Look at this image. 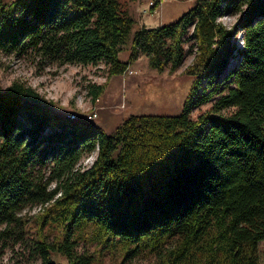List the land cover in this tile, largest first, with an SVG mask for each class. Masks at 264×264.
<instances>
[{
	"label": "trees",
	"instance_id": "16d2710c",
	"mask_svg": "<svg viewBox=\"0 0 264 264\" xmlns=\"http://www.w3.org/2000/svg\"><path fill=\"white\" fill-rule=\"evenodd\" d=\"M128 2L0 0L4 53L31 52L57 66L102 63L110 76L140 55L157 71H174L187 41L193 50L180 111L131 113L111 132L56 114L18 79L0 89V237L19 236L21 210L40 204L48 205L42 225L58 231L35 238L40 264H92L93 254L76 248L81 238L124 257L153 252L152 264H260L264 0H196L172 22L136 29ZM229 13L238 14L231 27L219 20ZM87 85L98 98L102 84Z\"/></svg>",
	"mask_w": 264,
	"mask_h": 264
},
{
	"label": "rangeland",
	"instance_id": "374dc122",
	"mask_svg": "<svg viewBox=\"0 0 264 264\" xmlns=\"http://www.w3.org/2000/svg\"><path fill=\"white\" fill-rule=\"evenodd\" d=\"M4 1L9 3L11 0ZM195 1L169 0L167 8L159 10L163 14L164 23L174 21ZM237 18V13H229L221 15L219 20L231 27ZM190 43L191 40L187 41L186 56L174 71H157L148 65L145 55H140L130 62L124 72L110 76L106 74L102 63H66L57 66L56 63L40 62L31 52L18 55L0 51V89L3 90L12 80L18 79L52 101L51 108L56 114L69 116L73 113L76 114L75 121L100 126L111 132L131 113L173 114L180 111L192 79L191 74L186 71V67L193 62ZM129 54L130 40L124 44L118 55L121 60H128ZM90 83L103 86L95 100H92L88 92L87 84ZM210 106L211 101L204 102L194 107L190 116L194 118ZM90 111H96L97 115L86 118L85 115ZM227 111V108L220 109L222 113ZM95 155V150L86 153L81 158L80 165H89ZM47 206L30 204L21 210L22 217L26 219L24 231L19 236L0 237V264H40V257L32 247L35 238L42 233L44 237L52 240L58 232L51 224L42 225V215ZM76 248L92 253V264H152L155 259L153 252H140L136 256L124 257L117 247L95 244L82 238ZM51 256L66 263L65 256L58 252H53ZM259 259L260 264H264V241L259 242Z\"/></svg>",
	"mask_w": 264,
	"mask_h": 264
},
{
	"label": "crops",
	"instance_id": "0c3cea01",
	"mask_svg": "<svg viewBox=\"0 0 264 264\" xmlns=\"http://www.w3.org/2000/svg\"><path fill=\"white\" fill-rule=\"evenodd\" d=\"M169 0H161L158 4V13L151 12L148 7L149 0H129L128 9L130 14L134 18L133 29H136L141 24L147 27H152L161 23L163 21V14L159 10H165L167 8V3ZM149 13V14H148Z\"/></svg>",
	"mask_w": 264,
	"mask_h": 264
},
{
	"label": "built area",
	"instance_id": "2783aa9c",
	"mask_svg": "<svg viewBox=\"0 0 264 264\" xmlns=\"http://www.w3.org/2000/svg\"><path fill=\"white\" fill-rule=\"evenodd\" d=\"M161 1V0H160ZM160 1H159V3H160ZM151 4H153V0H149V2H148V7L151 5ZM152 10V12H157L158 11V5L156 6V7H154L153 9H151ZM150 10V11H151ZM97 115V113H96V111H90V112H88L86 115H85V117L86 118H91V117H94V116H96ZM76 116V114H73V113H70L69 114V117H71V118H74Z\"/></svg>",
	"mask_w": 264,
	"mask_h": 264
}]
</instances>
